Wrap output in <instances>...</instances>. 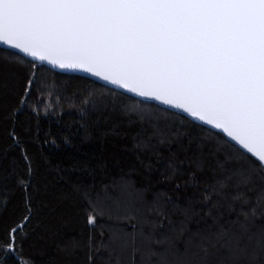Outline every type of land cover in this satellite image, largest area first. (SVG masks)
Instances as JSON below:
<instances>
[{
    "label": "snow or ice",
    "instance_id": "6c2138e0",
    "mask_svg": "<svg viewBox=\"0 0 264 264\" xmlns=\"http://www.w3.org/2000/svg\"><path fill=\"white\" fill-rule=\"evenodd\" d=\"M0 46L28 68L16 111L39 115L45 67L82 73L135 98L120 110L141 124L137 150L185 153L164 177L195 193L178 221L171 197L149 202L129 182L83 194L87 224L99 228L87 264H264V0H0ZM82 103L97 108L91 93ZM168 110L215 130V145L193 151L191 137L161 124ZM27 220L0 239L18 264H30L17 245Z\"/></svg>",
    "mask_w": 264,
    "mask_h": 264
},
{
    "label": "trees",
    "instance_id": "16d2710c",
    "mask_svg": "<svg viewBox=\"0 0 264 264\" xmlns=\"http://www.w3.org/2000/svg\"><path fill=\"white\" fill-rule=\"evenodd\" d=\"M27 72L25 64L0 51V239L27 216L26 226L17 235L22 259L30 264H87L88 238L93 232L98 237L99 228L87 224L83 194L103 195L105 186L115 194L123 182L144 190L149 202L156 194L171 197V218H181L180 209L195 193L184 189L183 181H178L181 190L176 191L164 177L170 159L185 153L176 144L171 152L161 147L152 158L136 149L141 124H130L120 110L135 98L109 91L86 77L45 67L39 73L45 93L44 102L37 105L39 115L27 106L16 111ZM48 91L52 92L51 107L45 114ZM90 93L97 108L82 103ZM70 100L75 107H69ZM172 113H161V124L178 128L185 134V143L191 137L193 151L199 140L205 141L206 148L215 145L214 130ZM147 163H152L151 171ZM180 167L186 169L187 164ZM0 264H18V260L0 250Z\"/></svg>",
    "mask_w": 264,
    "mask_h": 264
},
{
    "label": "water",
    "instance_id": "95a60500",
    "mask_svg": "<svg viewBox=\"0 0 264 264\" xmlns=\"http://www.w3.org/2000/svg\"><path fill=\"white\" fill-rule=\"evenodd\" d=\"M2 47H3V46H0V48H2ZM9 51H11V50H9ZM54 71L59 72L58 70H54ZM59 73H64V72H59ZM64 74H73V75L83 76V77H86V78H88V79H91V80H93V81H95V82H97V83H99V84H102V82L96 80L95 78H93V77H89V76H85V75L82 74V73H64ZM106 87H108V86H106ZM117 91H119V90H117ZM126 95H127V94H126ZM171 111H173V110H171ZM179 114L185 116V114H183V113H179ZM185 117H186V116H185ZM187 118H188V117H187ZM189 119H190V118H189ZM194 122L200 124L198 121H194ZM200 125H201V124H200ZM203 126L207 127L206 125H203ZM214 131H215V130H214Z\"/></svg>",
    "mask_w": 264,
    "mask_h": 264
}]
</instances>
